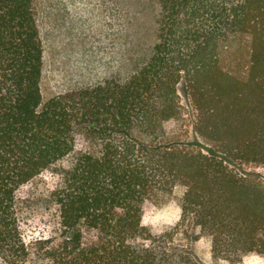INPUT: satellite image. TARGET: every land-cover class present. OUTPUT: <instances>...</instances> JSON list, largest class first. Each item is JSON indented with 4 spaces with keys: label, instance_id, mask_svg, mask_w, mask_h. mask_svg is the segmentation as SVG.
<instances>
[{
    "label": "trees",
    "instance_id": "1",
    "mask_svg": "<svg viewBox=\"0 0 264 264\" xmlns=\"http://www.w3.org/2000/svg\"><path fill=\"white\" fill-rule=\"evenodd\" d=\"M159 3L157 41L139 70L44 101L33 0H0L5 264H204L142 224L143 203H167L180 184L182 214L211 237L213 259L264 254V180L236 169L264 166V0ZM180 84L196 112V147L181 139ZM79 131L92 145L74 151ZM71 152L50 192L58 234L32 248L18 191Z\"/></svg>",
    "mask_w": 264,
    "mask_h": 264
},
{
    "label": "rangeland",
    "instance_id": "2",
    "mask_svg": "<svg viewBox=\"0 0 264 264\" xmlns=\"http://www.w3.org/2000/svg\"><path fill=\"white\" fill-rule=\"evenodd\" d=\"M33 5L43 43L40 87L44 101L106 80H125L148 61L157 41L159 0H33ZM179 97L181 139L196 147V112L183 84L179 85ZM91 145L81 131L76 134L74 151ZM74 156L71 152L18 191L21 226L32 248L39 239L58 234V210L50 201V192L60 184V172ZM236 169L255 171L264 180V166ZM185 188L177 185L172 198L161 206L150 200L143 203L142 224L153 236L168 247L192 251L204 264H264V254L257 253L238 262L213 259L211 237L201 234L191 215L182 214L180 199ZM82 229L84 240L91 239L94 230ZM0 264L5 263L0 259Z\"/></svg>",
    "mask_w": 264,
    "mask_h": 264
}]
</instances>
